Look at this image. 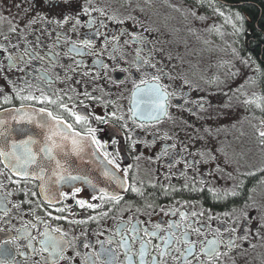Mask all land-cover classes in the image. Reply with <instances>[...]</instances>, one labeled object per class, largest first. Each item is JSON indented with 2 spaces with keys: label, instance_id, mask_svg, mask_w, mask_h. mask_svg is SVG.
Instances as JSON below:
<instances>
[{
  "label": "flooded vegetation",
  "instance_id": "obj_1",
  "mask_svg": "<svg viewBox=\"0 0 264 264\" xmlns=\"http://www.w3.org/2000/svg\"><path fill=\"white\" fill-rule=\"evenodd\" d=\"M178 1L191 5L186 7L182 4L181 9L177 7L178 14L185 8L188 14H229L234 19L239 17L237 20L243 24L239 52L248 55L257 66L261 73L259 88L264 90V42L257 39L255 34L256 30L261 31L264 0ZM196 2L201 5H195ZM209 6H212L213 12L207 11L210 10ZM85 7L93 12L92 17L80 15ZM125 7L123 3L110 0H94V6L89 5L87 0H76L72 4H49L44 0H0V37H9L20 43L27 36L25 42L38 57L46 56L50 49L53 53H66L73 44L83 43L90 35L87 28H80L75 23L59 28L56 24L40 21V16L58 23L69 16L78 18L82 24L97 19L107 25L104 29L106 36L90 41L97 46L93 53L99 51L102 55L57 57L59 67L50 61L46 64L37 59L25 68V72L33 73L27 79L24 73L7 71V62L5 71L0 73V88L4 89L0 92V122H3L0 132L5 133L9 150L13 143L36 140L32 151L37 155L39 163L41 156L38 149L46 145L48 136L52 135L56 145L54 155L64 165L61 172L55 175L52 173L56 162H53L51 169H40L44 173L46 185L39 179L19 180L16 177H12L16 183H9L11 173L0 165V171L7 173L0 177L5 185L4 192L16 193L9 198L8 211L11 215L0 221V228L3 229L0 231V244L9 254L3 258L4 264H36L38 258H34L33 252L29 250V241L21 240L19 236L28 231L32 238L42 239L41 233L45 229L36 226L37 218L49 225L48 231L54 237L67 241L70 252L66 254L74 257L71 264H82L83 256L100 252L102 244L107 246L106 240L115 230L118 221H127L136 216L146 222L145 226L159 223L166 228L170 221L180 222L179 212L189 217L193 213H205L192 223L195 228L204 227L210 233L211 229L218 232L223 230L225 233H228L229 228L235 230L229 235L238 241V246L235 251L223 257L224 264H264V228L261 227L264 225V215H259L250 203L257 188L264 186V168L255 170L258 167L251 168L252 164L246 167L244 163L232 159L229 151L220 146V139L225 135L224 126L218 123L221 113L220 88L209 83L208 78L193 74L191 67L185 63L187 60L173 53L169 44L146 25L140 14H125ZM25 9H28L27 13ZM96 9L104 11L105 17H99ZM250 14L258 15L253 18ZM33 20H36L34 25ZM113 20L120 23H113ZM13 27H18V35L12 33ZM58 33L66 36L67 40L58 41ZM121 33L127 35L122 36ZM37 35L42 41L39 47H36L35 42ZM133 36L138 37L143 44L139 47L132 44ZM117 38L119 42L116 45L105 42L106 39ZM57 43L61 44L60 48L56 47ZM114 47L118 51L109 58ZM141 50L144 59L155 64V68L145 66L146 71H135L139 63L137 52ZM16 51L12 48L7 54L14 55ZM20 51H24L23 46ZM78 60L83 66L77 65ZM97 61L104 67H98ZM41 69L53 81L51 86L46 83L41 85L36 79L41 75ZM156 80H159V86L167 94V112L162 120L154 119L152 115L158 102L157 97L146 94ZM253 81L255 84L258 82ZM137 84H141L145 92L137 90ZM25 96H32L33 99L29 101L20 98ZM45 96L56 103H35L36 99ZM6 99H10L11 103H4ZM64 107L69 111L63 112L61 109ZM41 112H50L53 117L62 119L71 127L72 132L79 135L73 136L63 125L59 126V130L37 128L36 122L47 118L41 117ZM76 116L86 123L77 124ZM29 119H33V122H18ZM58 131H63L68 138L64 139ZM94 141L104 147L97 151L98 144ZM74 142L80 146L78 151L73 149ZM262 156L264 154H260ZM109 160L117 165L119 172ZM28 172L30 175L39 174L31 168ZM125 172L127 175H124ZM108 173L115 174L124 187L131 189L134 186L143 195L124 192L122 187L112 182ZM59 175L76 179L61 183L57 179ZM42 187L45 188L43 195L40 191ZM165 189L168 191L165 192ZM4 192H0V196ZM76 192L79 195L74 199H64L65 196L72 197ZM101 192L121 195L123 200L118 205L105 201L103 209L95 212L81 209L76 203L81 200L99 208L101 201L95 197ZM44 195L54 201L52 206L45 202ZM16 203L21 205L20 211L12 207ZM52 207L65 211H53ZM161 208L179 209V212L175 217L165 216ZM102 212H108V217L98 223H68L91 220L93 216L100 217ZM244 217H250V220ZM26 224L33 227L26 229ZM54 228L61 229L67 235L59 237V233L51 232ZM215 238L209 234L198 239L203 241ZM227 238L219 237L221 241ZM84 243H89L91 247L83 248L81 245ZM33 247L38 245L33 243ZM77 250L79 257H76ZM224 250L222 247L221 251ZM120 260L123 261L124 257L121 256Z\"/></svg>",
  "mask_w": 264,
  "mask_h": 264
},
{
  "label": "snow or ice",
  "instance_id": "obj_2",
  "mask_svg": "<svg viewBox=\"0 0 264 264\" xmlns=\"http://www.w3.org/2000/svg\"><path fill=\"white\" fill-rule=\"evenodd\" d=\"M45 3H64V4H72L76 2V0H44ZM89 5L94 6V0H87ZM19 8L20 5L18 4ZM28 9H25L27 13ZM99 17H105L106 13L99 9H96ZM82 16L92 17L93 12L89 11L88 7H85L80 13ZM40 21L47 23L56 24L59 28H64L65 25H71L75 23L80 28H87L89 30V37L84 40L83 43L73 44L70 48L67 49V52H54L50 49L49 53L44 57H38L33 51L32 48L29 47L27 41V36L24 37V41L17 43L16 41H12L9 37H0V54H4L0 56V73L5 71V62H7V71L9 72H21L24 73L25 78L32 77V72H25V68L30 66L33 61L40 59L44 63H48L56 65L59 67L57 57L65 58L67 55L68 58H76L83 57L88 55H102L101 52L97 51L93 53V49L97 46L95 43L90 41L92 40H100L102 36H106L104 33V29L107 28V25L102 21L98 22L97 19H90L87 24H82L80 20L74 16H69L63 19L62 23H58L57 21H48L44 16L39 17ZM239 19V17H237ZM113 23H120L118 20H113ZM36 20L32 21L34 25ZM93 29H95L93 31ZM12 33L18 35V27L12 28ZM31 34V33H30ZM122 36L127 35L125 33H121ZM57 40L64 42L67 40V37L63 34H57ZM6 41V42H5ZM36 47L42 43L40 37L35 36ZM106 44L116 45L119 42V38L115 40H105ZM132 44H136L139 47L143 44L138 37H132ZM21 46H23L24 51H20ZM131 46V44H130ZM57 48L61 47L60 43H57ZM15 48L16 54L9 55L10 49ZM87 49V51H84ZM106 50V49H105ZM41 51H43L41 49ZM118 51L115 47L113 48V52L109 55L111 58L115 52ZM137 60L138 64L135 66V71L141 72L146 71L145 66L150 68H155V64H150L149 60L144 59L143 51L137 52ZM77 65L83 66L81 62L78 60ZM97 66L103 68L104 65L100 64L97 61ZM41 75L36 77V79L40 82L41 85L48 84L51 86L53 81L48 79V74L44 73L43 69L40 70ZM118 71H127L126 69H118ZM166 78V77H162ZM31 83V80H28ZM147 81H145L146 83ZM136 89L140 92H145L141 84L136 85ZM4 89L0 88V92H3ZM146 94L154 95L157 97L158 102L156 107L152 113L153 118L157 120H162L166 115L167 109L165 106V102L167 100V94L165 90L159 86V80H156L153 85L147 90ZM19 96V93H18ZM22 100H32V96L20 97ZM4 103H11L10 99L4 100ZM35 103L37 104H55V100H49L47 96L43 99H36ZM63 112H68V108L64 107L61 109ZM69 115L72 113L69 112ZM41 117H47L46 119H41L36 122V127L41 130L56 128L59 130V126L63 125L68 132L72 133L73 136H78L79 133L72 132V129L69 125L65 124L62 119H58L52 116V114L41 112ZM34 119V118H33ZM33 119H29L27 121H18L23 123H32ZM77 124L86 123L85 120H82L81 117H75ZM3 126V122H0V127ZM264 127V125H262ZM58 134L62 136L64 139H67L68 136L63 131H58ZM93 137L95 133L92 134ZM261 137H264V132L260 133ZM54 137L52 135L48 136L47 144L39 147L38 151L40 153L41 159L38 161V157L32 151V146L37 143L36 140H27L23 143H13L11 145V149L7 145V137L4 132H0V165H3L4 169L11 173V176L8 177L9 183H16V180H13L12 177H16L19 180H24L25 178H30L32 180H44V173L40 171L43 168H52L53 162L55 163V169L53 170V175L56 173H60L61 169L64 168V165L59 163L56 155H54L56 145L53 143ZM167 139V137H165ZM98 144L97 151L100 150L103 145H99L98 142L94 141ZM50 145V146H48ZM74 151H78L80 146L78 143H73ZM167 152L168 150L165 149ZM107 159V157H106ZM112 164V167L116 169L117 172L120 169L117 167L112 160L108 161ZM33 169L34 171L39 172L38 175H30L28 169ZM264 171V169H262ZM7 173L5 171H0V177L6 176ZM107 175H111L112 182L122 187L124 192L132 191L137 196H142L143 192L137 190L134 186L130 188L124 187L120 180L117 179L115 174L108 173ZM127 175V172L124 173ZM57 179L63 183L65 180L74 181L76 178L72 176L64 177L62 175L57 176ZM150 187H155V185H150ZM5 185L2 181H0V192H4ZM41 194L45 193V188H41ZM168 190L165 189V192ZM174 191H181L180 189H174ZM27 194V193H25ZM15 192H4L3 196H0V221H2L3 217H7L11 215L8 211V203H10L9 198L15 196ZM76 195H79L78 192L74 193L72 197L65 196L64 199H74ZM100 200L101 203L99 208L91 206L89 203H86L81 200H77L76 203L81 209H90L91 211H99L103 209L104 202H110L113 204H120L123 200V196L112 194L108 192H101L99 196L95 197ZM44 200L46 203H49L50 206L54 204V201L48 196L44 195ZM27 203V201H25ZM13 208L20 211L21 205L19 203L13 204ZM180 207H187L186 205H180ZM53 211L63 212L65 209H56L52 207ZM131 211V209H129ZM160 211L165 216L175 217L179 212V209H170L165 210L163 208ZM35 216V213H32ZM47 215V213H45ZM139 215H143V213H139ZM150 215V214H149ZM205 213L198 212L193 213L191 217L185 215L183 212H179V221L180 222H168L167 227H162L159 223L155 225L145 226L146 222H142L136 218V216H132L127 221H118L115 230L111 232V236L107 238L106 245H101V250L98 253H90L88 255L83 256L82 264H224L223 257L229 255L231 252L236 250L238 246V241L232 239L229 233H233L235 230L229 228L228 233L220 230L219 232L216 229H211V233L209 230L204 227L195 228L193 221L197 220V217L204 216ZM108 217V212H102L100 217L93 216L91 220H83V221H68L70 224H88V223H98L101 219H105ZM211 219H217L216 217H210ZM50 219H57V217H50ZM245 220H250V217H244ZM36 226L43 227L45 231L41 233L42 239L32 238L31 233L28 231H24L19 236L21 240H28V248L33 252L34 258H38L36 264H71V261L74 257L70 254H66L70 252L68 248L67 241L65 239H61L58 237H54L51 233H49L48 224L42 223V221L37 218ZM33 227L32 225H27L25 228ZM264 228V225H261ZM0 231H3L0 228ZM242 231V230H241ZM52 233H59V237H65L67 234L63 232L59 228H54L51 230ZM103 233H97V235H102ZM209 234L215 236V239H205L203 241L198 238L201 236L207 237ZM220 236L228 237L226 240L221 241L219 239ZM196 237L197 239H193ZM33 243L37 244L38 247H33ZM247 243V241H245ZM85 249H89L91 245L89 243H84L81 245ZM225 250L222 252L221 248ZM9 254L7 250L4 248L2 244H0V264H4V257H7ZM79 250L76 252V257H79ZM123 256L124 260L121 261L120 257ZM28 259V257H25Z\"/></svg>",
  "mask_w": 264,
  "mask_h": 264
},
{
  "label": "rangeland",
  "instance_id": "obj_3",
  "mask_svg": "<svg viewBox=\"0 0 264 264\" xmlns=\"http://www.w3.org/2000/svg\"><path fill=\"white\" fill-rule=\"evenodd\" d=\"M126 5L125 14H140L148 27L182 56L193 74L208 78L221 90L218 123L225 128L220 146L246 167L264 168V90L259 88L261 73L248 55L241 54L243 24L229 14H188L177 7H191L178 0H110ZM192 4L193 1H192ZM200 6V3H195ZM209 12H213L209 6ZM181 9V8H180ZM157 12L159 14H157ZM237 27V28H235ZM171 52V53H172ZM255 80L257 83H252ZM264 215V186L250 201Z\"/></svg>",
  "mask_w": 264,
  "mask_h": 264
},
{
  "label": "trees",
  "instance_id": "obj_4",
  "mask_svg": "<svg viewBox=\"0 0 264 264\" xmlns=\"http://www.w3.org/2000/svg\"><path fill=\"white\" fill-rule=\"evenodd\" d=\"M248 9H251L248 7ZM253 18H257V15L258 14H250ZM263 20H264V12L262 13L261 15V19H260V27H261V31H255V34L257 35V39L260 38L262 42H264V23H263ZM254 21V20H253ZM253 27V26H252ZM263 60H264V49H263ZM256 60H258V54L256 55Z\"/></svg>",
  "mask_w": 264,
  "mask_h": 264
},
{
  "label": "water",
  "instance_id": "obj_5",
  "mask_svg": "<svg viewBox=\"0 0 264 264\" xmlns=\"http://www.w3.org/2000/svg\"><path fill=\"white\" fill-rule=\"evenodd\" d=\"M42 183H43V185H44V183H45V185H46V181L45 180H40Z\"/></svg>",
  "mask_w": 264,
  "mask_h": 264
}]
</instances>
